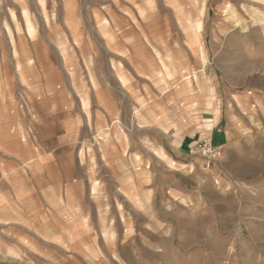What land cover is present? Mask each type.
Wrapping results in <instances>:
<instances>
[{
  "label": "rangeland",
  "instance_id": "obj_1",
  "mask_svg": "<svg viewBox=\"0 0 264 264\" xmlns=\"http://www.w3.org/2000/svg\"><path fill=\"white\" fill-rule=\"evenodd\" d=\"M112 20L132 24L140 31L115 33L110 27ZM121 36L128 41L143 40L149 48L153 86L160 85L159 89L169 94L171 87L165 78L171 80L178 73L184 80V88L191 94L206 95L202 98L203 111L219 116L222 108L224 116L230 112L239 122L244 110L236 96L249 93L248 113L254 119L251 125L243 122L244 137L264 139V0H0V107L6 105L3 110L0 108L3 113L0 123L2 132L7 134L3 137L13 140L38 137L43 120L36 107L45 100L55 104L59 99L55 96L63 92L64 97L69 96L75 102L76 116H79L82 99L86 101L87 118L83 115L80 121L84 126L86 120L87 127L80 132L77 129L76 133L77 139L80 136V140H86L77 151L86 158L88 168L99 170L120 164L119 168L124 169L123 164L127 162L107 160L109 154L115 152L158 153L144 145L132 114L125 112V100L120 103L122 113L118 122L98 127L105 114L96 103L97 83L109 81L107 64L114 58L105 47ZM79 40L87 48L80 49ZM120 80L123 86L127 84L125 79ZM211 126L209 123L206 128ZM204 138L211 139L205 133L191 146L190 155L202 160L207 167L215 164L211 177L217 207L216 224L208 229V238L202 233L207 224L201 221L195 225L197 242L206 245L208 256L194 260L196 264H264V201L259 202L258 210L245 208L246 203L253 201L241 190L247 185L244 180L248 179L243 167L240 171L244 176L240 178L244 182L236 183V191L229 183L221 185L220 176L231 169L223 165V155L217 162L208 163L198 153H192ZM1 150L0 144V155ZM6 155L3 152V156ZM152 157L157 171L159 163ZM135 158L137 161L132 162L135 169H144V161H139L143 156ZM259 158H264V150L259 151ZM235 166L232 164V171L228 172L237 176ZM257 173L255 177H260L259 181L264 183V165ZM111 179L106 177L109 189L112 185L115 187ZM132 180V177L120 180V199ZM224 194L226 200L223 201ZM260 196L264 199V192ZM6 199L2 190L0 264H84L80 247H110L113 239L121 247L125 246L117 237L126 226L123 222L127 209L122 204H119V218L115 217L116 210H109L106 205V210H92L91 217L75 218L72 226H54L33 224L34 210L23 207L24 203L21 216L16 222L10 221L11 211L6 210ZM58 199L61 205V194ZM54 211L57 220L62 222V207ZM72 211L73 215H79ZM41 212L46 217L48 209L43 208ZM106 212L108 215H104ZM75 237L78 239L74 240ZM199 250L204 251L203 247ZM163 261L161 258V263Z\"/></svg>",
  "mask_w": 264,
  "mask_h": 264
},
{
  "label": "crops",
  "instance_id": "obj_2",
  "mask_svg": "<svg viewBox=\"0 0 264 264\" xmlns=\"http://www.w3.org/2000/svg\"><path fill=\"white\" fill-rule=\"evenodd\" d=\"M108 15L112 17V14ZM110 27L113 32L122 34L131 30L140 31L137 26L120 24L118 20L117 23L112 20ZM79 45L80 49L87 48L82 40H79ZM105 49H110L114 58L107 64L109 73H106L110 82L97 83L96 103L105 114V122L101 121L98 127L105 128V123L118 122L122 113L120 103L125 100V112L132 114L144 145L158 153L115 152L109 154L107 160L127 162V165L123 164L124 169L119 168L120 164L99 170L88 168L86 158H82L81 152L77 151L78 146L86 140H80V136L77 139L76 133L77 129L80 132L87 127L86 120L84 126L80 121L83 115L87 118L86 101L82 99L83 106L80 104V113L76 116L75 102L59 92L61 95L55 96L59 98L55 104L45 100L36 107L43 120L38 137L33 135L30 140L18 137L5 139L3 136L6 133L2 132L0 123V144L3 148L0 155V190L5 192L7 198L5 207L11 211L10 221L16 222L21 216L23 203V207L34 210L33 224L54 226H72L75 218L91 217L92 210H106V205L109 210H116V216L112 213V217L119 218V204H122L127 209L123 222L126 226L117 237L125 246L121 247L113 239L110 247H80L84 264H196L194 258H206L208 253L205 251L206 245L197 242L198 230L195 225L205 222L207 228L203 227L202 233L208 238V229L216 224L217 207L211 177L215 164L209 168L202 160L190 155L194 142L206 133L214 146L223 147V165L231 167L228 170L231 172L232 164H235L233 169L237 176L233 172L223 173L220 176L221 185L229 183L236 191V183L245 181L247 185L240 189L253 201L246 203L245 208L258 210L259 202L264 201L260 196L264 192V183L259 181L260 177H255L257 172L263 170L264 158H259V151L262 153L264 150V139L244 137L246 127L243 122L251 125V119H254L248 113L251 108L250 95L245 92L236 96L244 110L239 122L230 112L224 116L222 108L217 116L203 111L202 98L206 95L199 92L191 94L188 88H184V80L178 73L171 80L165 78L171 87L169 94L159 89L160 85L153 86L152 53L143 40L128 41L121 36ZM120 78L127 81L125 86ZM4 107L6 105L1 106V110ZM209 123L212 126L207 129ZM9 139L10 142L3 141ZM3 152L7 155L3 156ZM135 156H143L139 161H144V169H135L132 164L137 161ZM152 156L159 163L157 171L155 164H152ZM242 167L247 171L248 179L244 181L240 178L244 176L240 171ZM139 171H143V174ZM156 174L159 176L156 177ZM106 177L112 178L115 187L112 185L111 189L108 188ZM124 177H132L133 180L126 185L120 199L119 184ZM131 183L134 185L131 186ZM96 189H99L98 193L94 192ZM224 193L227 192L224 190ZM60 194L61 205L60 199L56 200ZM225 194L223 201L226 200ZM57 202L64 210L62 222L57 220L54 211L58 207ZM43 208L48 209L46 217L42 216ZM72 210L79 212V215H73ZM104 215H108V212ZM73 239L77 240L78 237ZM200 247H203V252H200ZM161 258L164 260L162 263Z\"/></svg>",
  "mask_w": 264,
  "mask_h": 264
},
{
  "label": "built area",
  "instance_id": "obj_3",
  "mask_svg": "<svg viewBox=\"0 0 264 264\" xmlns=\"http://www.w3.org/2000/svg\"><path fill=\"white\" fill-rule=\"evenodd\" d=\"M192 153H198L203 160L208 163H214L218 160L222 159L223 155V147L222 146H214L211 143V139H203V142L197 147V150Z\"/></svg>",
  "mask_w": 264,
  "mask_h": 264
}]
</instances>
